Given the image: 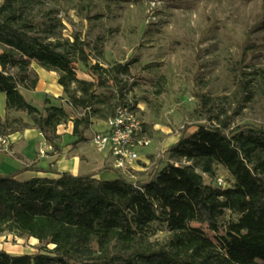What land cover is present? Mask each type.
<instances>
[{"label": "trees", "instance_id": "1", "mask_svg": "<svg viewBox=\"0 0 264 264\" xmlns=\"http://www.w3.org/2000/svg\"><path fill=\"white\" fill-rule=\"evenodd\" d=\"M46 1L0 0V93L5 95L6 110L25 113L31 123L0 117V138L35 128L59 155L57 128L71 122L73 144L85 142L92 120H108L118 107L110 97L97 93L104 85L103 76L115 74L112 79L118 82L116 75H127L128 67L91 66L97 84L78 78L72 64L87 63L85 45L77 36L72 41L60 39L57 31L62 22L51 18L59 10H44ZM31 63L58 75L63 90L59 99L76 111V117L71 118L63 106L40 111L24 99L20 90H33L37 80ZM246 85L244 79L238 80V103L246 100ZM209 102L200 97L199 115L217 126H200V130L203 140L215 145L196 146L194 134L182 135L166 152L172 162L162 166L159 161L142 181L130 182L112 169L117 175L113 180L94 179L95 173L16 179L25 170L41 171L33 167L0 174V234L33 238L43 248L50 247L34 255L0 251V264H257L264 260V129L230 130L228 118L204 110L213 106ZM220 163L235 178L233 186L225 189L203 181V175L214 177ZM227 212L236 220L222 222ZM161 233L165 238L158 240Z\"/></svg>", "mask_w": 264, "mask_h": 264}, {"label": "rangeland", "instance_id": "2", "mask_svg": "<svg viewBox=\"0 0 264 264\" xmlns=\"http://www.w3.org/2000/svg\"><path fill=\"white\" fill-rule=\"evenodd\" d=\"M58 2L60 6L47 0L44 10H59L51 18L62 22L57 31L62 41L77 36L85 45L87 63L72 64L78 78L97 84L91 66L128 67L127 75H116L118 82L112 79L115 74L104 75V85L97 88L98 94L110 97L111 104L133 105L143 123L149 145L140 152L133 170L124 175L128 181L144 180L159 161L162 166L172 162L166 152L182 135L194 134L196 146L215 145L202 137L200 126L217 124L200 116V97L213 102L204 109L209 108V115L220 113L221 119L228 118L230 130L264 129V0ZM239 79L247 82L242 103L236 96ZM40 103V111L50 105L63 106L71 118L76 117V111L59 98L41 97ZM15 118L28 119L22 112ZM70 123L59 126V131ZM203 181L225 189L233 186L235 178L220 163L214 177L203 175ZM228 220H236V215L227 212L222 222ZM203 231L213 238L206 228ZM164 238V233L157 235L158 240ZM49 249L33 238L0 234V251L10 255ZM256 263L264 264V260Z\"/></svg>", "mask_w": 264, "mask_h": 264}, {"label": "crops", "instance_id": "3", "mask_svg": "<svg viewBox=\"0 0 264 264\" xmlns=\"http://www.w3.org/2000/svg\"><path fill=\"white\" fill-rule=\"evenodd\" d=\"M30 70L37 76L35 88L20 90L28 103L40 108L41 97L58 99L63 96V90L57 84L56 73L48 72L35 63H31ZM18 113L6 110L5 95L0 93V117L14 122ZM22 122L31 124L26 118H23ZM13 125L15 126V123ZM59 128L56 131L58 140L61 141L58 143L61 148L59 155L52 150H46L44 156L38 154L45 141L35 128H27L9 135L7 143L0 148V174L8 175L33 167L41 171L25 170L19 173L16 179L27 181L32 178H57L55 173H69L73 176L95 173L94 179L97 180H113L117 177L116 173L111 171L109 158L96 152L91 143L94 134L107 129V120H92L85 133L86 141L76 145L73 144L75 138L72 136V125L68 124L62 132Z\"/></svg>", "mask_w": 264, "mask_h": 264}, {"label": "built area", "instance_id": "4", "mask_svg": "<svg viewBox=\"0 0 264 264\" xmlns=\"http://www.w3.org/2000/svg\"><path fill=\"white\" fill-rule=\"evenodd\" d=\"M143 133V123L135 107L122 104L116 107L113 115L107 120V129L94 134L91 143L96 152L109 158L112 170L128 175L137 165L140 152L149 145ZM6 143L7 138H0V148ZM46 150H52V147L43 143L38 154L44 156ZM219 183L221 184V181Z\"/></svg>", "mask_w": 264, "mask_h": 264}]
</instances>
